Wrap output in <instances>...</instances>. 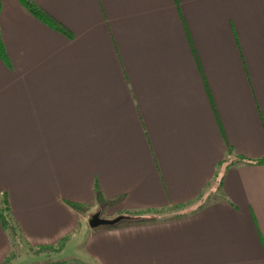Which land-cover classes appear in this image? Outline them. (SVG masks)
<instances>
[{
  "label": "crops",
  "instance_id": "crops-1",
  "mask_svg": "<svg viewBox=\"0 0 264 264\" xmlns=\"http://www.w3.org/2000/svg\"><path fill=\"white\" fill-rule=\"evenodd\" d=\"M35 2L64 31L0 0V203L20 244L89 264H264V163L229 165L264 159V0ZM103 208L175 212L89 227ZM12 249L0 221V264Z\"/></svg>",
  "mask_w": 264,
  "mask_h": 264
},
{
  "label": "trees",
  "instance_id": "trees-1",
  "mask_svg": "<svg viewBox=\"0 0 264 264\" xmlns=\"http://www.w3.org/2000/svg\"><path fill=\"white\" fill-rule=\"evenodd\" d=\"M21 2L29 10V12H31L39 20L43 21L44 23H46L47 25H49L55 29L64 31V28L56 20H54L49 14H47L35 2V0H21ZM0 57L3 59V61L7 62V58H6V54H5L3 44L1 42V38H0ZM235 162L264 163V159L252 161L248 158L236 156L231 162H229V165H232ZM96 197H97V200L99 202L103 201L102 196L100 194H98V192H97ZM70 205L79 211H82L84 208V206L79 205V204H70ZM170 208L172 210H181L182 209L181 206H171ZM159 212H160L159 210H153V211H148V212L138 211L135 213H132V212L126 213L125 216H128L129 218L125 219V221L126 222H139V221H147V220L157 219L159 217H157L156 214L159 215ZM0 221H1L2 226L8 230L9 235L11 237V241L13 243L16 241H18V243H20V240H19L20 238H19L17 226H16V224H15V222L11 216L10 208L4 199L0 203ZM61 244H62V242H61ZM39 249L40 250H55V247H53V246L43 247L42 246ZM12 250L9 253V256L7 257V259H5V261L3 262V264H10L11 259L14 257V253L12 252Z\"/></svg>",
  "mask_w": 264,
  "mask_h": 264
},
{
  "label": "rangeland",
  "instance_id": "rangeland-1",
  "mask_svg": "<svg viewBox=\"0 0 264 264\" xmlns=\"http://www.w3.org/2000/svg\"><path fill=\"white\" fill-rule=\"evenodd\" d=\"M97 211H99L100 216L103 219H113L117 216V215L111 216L112 218H109L110 216L106 213V209L103 208V209L91 212L89 214L88 219L93 213ZM174 212L175 211L164 210V211H160L159 215L156 214V216L159 218L170 217L174 214ZM82 237L83 236H81V238ZM81 242L83 243V240H80L79 244ZM78 246L79 245H77V247ZM12 252L14 253V257L11 259L10 264H63L61 260L65 261L64 264H89V262L86 261L82 256H79L77 254L68 255L67 252L65 253V258H63L62 256L60 257L57 254L56 255L54 254V255H50L46 259H42V257L33 256L31 250L25 244L21 245L20 243H18V241L13 243ZM58 260H60V262ZM56 262H59V263H56Z\"/></svg>",
  "mask_w": 264,
  "mask_h": 264
},
{
  "label": "water",
  "instance_id": "water-1",
  "mask_svg": "<svg viewBox=\"0 0 264 264\" xmlns=\"http://www.w3.org/2000/svg\"><path fill=\"white\" fill-rule=\"evenodd\" d=\"M129 218L128 216H124V215H118L113 219H103L100 216L99 211L93 213L90 218L88 219V225L91 228H97L100 226H113L117 223H119L120 221Z\"/></svg>",
  "mask_w": 264,
  "mask_h": 264
}]
</instances>
